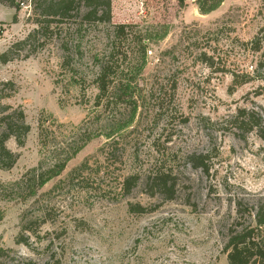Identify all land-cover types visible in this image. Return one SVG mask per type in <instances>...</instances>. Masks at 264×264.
<instances>
[{
  "label": "rangeland",
  "instance_id": "1",
  "mask_svg": "<svg viewBox=\"0 0 264 264\" xmlns=\"http://www.w3.org/2000/svg\"><path fill=\"white\" fill-rule=\"evenodd\" d=\"M29 16L27 7L0 6V54L34 28ZM118 25L128 27V44L143 42L145 51L118 62L115 84L128 89L96 106L91 57L127 44L114 39ZM255 39L264 47V0H223L206 14L196 0H111V24L81 33L73 72L61 68L54 48L0 64V81L17 87L4 103L20 107L31 128L23 148L6 143L19 159L0 171V249L7 250L0 264L13 257L38 264H228L222 252L228 230L254 226L264 200V142L233 120L239 110L264 120L258 55L243 44ZM202 52L214 58L212 69L201 62ZM232 74L252 81L233 88ZM40 120L53 124L47 149L38 143ZM113 140L120 162L99 180L93 172ZM75 147L64 170L39 185L47 167ZM85 161L92 171L69 181ZM32 169L34 180L14 184ZM132 173L143 179L166 173L172 199L149 196L142 186L114 196L120 176ZM129 205L146 212L133 214ZM42 213L50 217L41 229L46 236L41 243L31 237L30 252L16 238L24 220Z\"/></svg>",
  "mask_w": 264,
  "mask_h": 264
},
{
  "label": "trees",
  "instance_id": "2",
  "mask_svg": "<svg viewBox=\"0 0 264 264\" xmlns=\"http://www.w3.org/2000/svg\"><path fill=\"white\" fill-rule=\"evenodd\" d=\"M223 0H196L198 11L201 14H206L215 10ZM0 6H5L10 9L20 10L22 7H27L30 11L28 22L34 28L31 29L27 35L13 42L4 52L0 54V64L4 65L15 60H27L46 49L54 48L61 54L60 66L65 69L67 73L73 72L71 69V62L73 58H77L79 53V41H81V33L88 30L92 25L96 24H111V0H0ZM12 23H15V17ZM1 24V23H0ZM125 25H118L112 27V34L114 39L121 42L124 41L122 49L115 43L114 47L100 55H92L91 59L94 61L96 72L92 79V84L98 91L96 97V106L102 100L109 99V95L127 87L128 85L119 86L117 74L113 73L114 69L119 68L118 62L130 58L135 55V52H144L145 44L140 41L136 44L131 40L128 44V37ZM133 44L135 46H133ZM245 46H250L249 51L258 55L257 69L261 72V80L264 81V47L259 40L255 39L251 42L243 43ZM122 52H121V51ZM119 56L123 58L119 60ZM202 63L207 68L212 69L215 65L214 58L206 52H202L199 56ZM118 65H117V64ZM221 72H226L222 69ZM232 87H240L252 81L249 75L239 77L232 74ZM17 92V87L12 81H0V171L11 170L19 159V154L11 151L6 143L13 139L18 149L23 148L26 138L31 131L30 125L26 122V117L20 107H12L4 103V101L12 98ZM112 97V98H113ZM132 104L134 102L129 99ZM111 104V103H109ZM123 104V103H121ZM137 106L133 105L135 112ZM235 128L244 130L246 133L254 132L257 138L264 142V120L260 118L255 112H244L239 110L238 114L233 118ZM53 124L46 120H40L38 124V143L41 148L47 149L50 147L51 127ZM51 132V133H50ZM118 140H113L105 149L103 153V163L98 164V169L93 172L95 178L104 180L108 174L109 164L114 161L120 162L116 156L118 149ZM80 147H75L72 154L59 163H54L47 167L46 176L42 179L40 175L39 185L45 183L51 178L59 175L65 168L66 163L71 156L75 154ZM104 169V170H103ZM106 169V171H105ZM92 171L87 161L83 162L77 168L72 170L68 176L69 181L79 180L83 175ZM36 169H32L26 174L22 175L20 180L15 182V185L23 184L28 178L29 181L34 180V173ZM29 175H33L29 177ZM171 177L164 174H151L144 179L137 173L121 175L118 181V192L114 196L119 195L121 198L128 197L133 190L140 186L148 190L149 196H154L160 193L166 196L167 199L173 197L174 183L169 184ZM129 212L133 214H144L145 208L140 205H129ZM50 220L49 213H42L41 217H36L32 220H24L21 233L16 238V244L24 246L30 252H34L30 238L33 237L37 243H41L46 235L41 236V229ZM255 225H247L236 229V227L228 230L227 241L222 249L223 254L226 255L228 264H264V200L254 216ZM7 250L0 249V258L6 255ZM6 264H38L34 259L29 257H18L8 259ZM45 264H50L49 262ZM54 264H61L56 260Z\"/></svg>",
  "mask_w": 264,
  "mask_h": 264
}]
</instances>
